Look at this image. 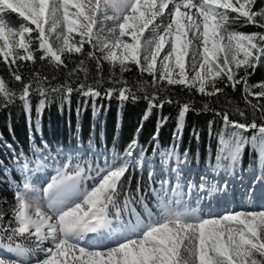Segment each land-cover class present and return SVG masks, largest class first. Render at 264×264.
Instances as JSON below:
<instances>
[{"label":"snow or ice","instance_id":"1","mask_svg":"<svg viewBox=\"0 0 264 264\" xmlns=\"http://www.w3.org/2000/svg\"><path fill=\"white\" fill-rule=\"evenodd\" d=\"M257 3L258 0H0V58L9 65L15 81L22 83L18 99L26 112L31 110L34 90L44 97L49 91L61 92L66 99L73 91L92 100L101 96L100 79L92 84L85 80L75 88L69 83L48 88L46 76L33 73L28 82H23L18 71L22 62L35 64L37 60L57 67L64 65L66 57L84 56L86 44L92 49L86 57L96 62L98 74L102 62H108L113 69L118 66L120 73L135 65L152 78V85L160 91L166 82L209 97L223 93L224 87L233 91L242 87L247 104L260 111L261 122L255 118L240 122L231 120L227 112L216 113L233 130L221 135L213 170L222 168L224 160L234 168L249 142L264 158V81L249 83L252 70L264 63V31L245 33L233 27L243 20L264 29V5L257 9ZM7 12L18 14L26 23L10 26L5 18ZM107 21L112 22V27L105 29ZM77 69L87 72L84 59ZM123 83L125 86L107 88L103 94L109 99L116 97L122 105L129 99H138L136 92ZM16 98V91L0 77V101L10 104ZM144 99L148 101L145 120L154 108L172 103L158 100L156 91ZM45 103L44 99L40 101L37 113ZM191 108V102L180 106L173 133L177 141ZM99 111L94 108V115ZM238 115L246 117L244 111ZM168 119L162 118L165 122ZM213 123L209 121V127ZM250 130L253 134L249 141L244 133ZM141 131L142 125L123 153L114 151L103 166L80 156H69L66 162L52 158L57 167L41 189L42 196L29 179L32 161L24 163L21 172L25 175L22 186L15 184L11 216L0 209V264H264V205L260 210L230 209L207 215L190 208L185 197L195 190L199 198L197 188L207 189V194L219 202L227 196L228 185L226 182L220 187L204 177L198 186L185 180L184 161L175 147L161 155L165 163L175 158L178 166L169 175L174 174L176 183L164 180L159 190L153 189L150 195L156 196L157 209L149 208L142 182L137 180L136 187H131L130 173L138 166L136 134ZM193 135L199 138L195 130ZM157 138L158 133H154L152 139ZM35 154H40L35 160L37 170L44 168L48 159L40 148L35 149ZM139 155L144 156L142 149ZM184 157L186 161L187 152ZM149 177L154 180L153 173ZM253 183L259 184L264 198V173ZM214 193L222 195L213 196ZM243 195L255 197L256 193L248 190ZM138 208L143 209V215ZM126 215L134 220H125ZM105 235L114 246L95 243Z\"/></svg>","mask_w":264,"mask_h":264},{"label":"trees","instance_id":"2","mask_svg":"<svg viewBox=\"0 0 264 264\" xmlns=\"http://www.w3.org/2000/svg\"><path fill=\"white\" fill-rule=\"evenodd\" d=\"M5 18L10 24L18 21L17 15L11 12L6 13ZM90 50H92L90 45L86 44L84 56L73 54L65 58L64 65L58 67L39 60L35 64L21 63L18 71L23 77V82H28L32 74L38 72L40 76L48 78L45 82L48 88H56L65 83L75 88L78 83L85 80L88 84L94 83L96 79L102 81L99 86L101 96L95 100L81 95L79 91H73L70 98L66 99L61 92L49 91L47 97H44L34 90L31 94L30 112L24 110L22 102L18 99L22 83L15 81L9 65L0 58V77L17 93V98L10 104L0 101V173L7 163V153L4 149L28 153L32 146L46 144L49 147L79 151L81 154L98 151L103 154L114 151L123 153L127 143L141 125L142 131L136 134L138 150L144 151L147 160H157L158 156L163 157L162 153L175 147L180 158L185 159L184 153L187 152L186 161L196 168L205 169L217 161L221 135L230 134L233 130L224 125L222 115L217 116V112L221 114L227 112L230 119L235 121L251 122L255 118L257 123L261 122L260 111L252 109L247 104L242 87L235 91L231 87H224L223 93L209 97L197 93L195 89L189 91L182 86H169L163 82V90L160 91L158 86L152 85V78L147 73H141L135 65H129L127 71L120 73L118 66L113 69L108 62H102L98 74L96 62L86 57V52ZM81 59L85 60L87 72L77 69ZM11 67L16 69L15 65ZM252 73L249 78L250 84L264 80V63L252 70ZM114 81L122 83L117 84ZM123 82L136 92L138 99H129L122 105L116 97L109 99L103 94L107 88L125 86ZM220 86L223 87L222 84ZM153 91L157 92L158 100H171L172 103L165 102L163 107L154 108L145 120L148 101L144 97L151 95ZM42 99L46 103L43 110L37 113L36 106ZM249 99L256 103L254 98ZM185 102H191L192 108L186 114V126L182 130L181 139L177 141L173 133L176 131L180 106ZM205 105L208 106L207 109ZM94 108L100 109L95 115ZM239 111H244L246 117H240ZM163 117L169 119L165 122L162 120ZM209 121L214 122L211 127ZM194 130L199 133L198 139L193 135ZM154 133H158L155 140L152 139ZM252 134L251 130L244 133L249 141ZM225 139H228V135H225ZM257 165L264 168V158L259 157L256 148L249 142L245 145L241 161L236 167L246 166L253 169ZM130 174L133 177L131 187L134 189L136 181L140 180L145 186V195L149 197L146 173L134 170ZM12 205L13 194L5 185L0 184V209L4 210L8 217L11 216Z\"/></svg>","mask_w":264,"mask_h":264},{"label":"rangeland","instance_id":"3","mask_svg":"<svg viewBox=\"0 0 264 264\" xmlns=\"http://www.w3.org/2000/svg\"><path fill=\"white\" fill-rule=\"evenodd\" d=\"M264 5V0H258V3L256 5L257 9ZM8 13V12H7ZM111 15V12L108 13ZM6 15V14H5ZM17 15V22L14 24H10V26H19L22 23H26L21 20L20 17ZM105 29L112 27V22L107 21L104 25ZM233 27L236 28L238 31H242L245 33H251L255 31H264V29H260L256 25L252 24H245L243 20H241L239 23L233 25ZM106 35L105 33H103ZM264 81V80H262ZM40 148L42 150L43 155L50 161L52 158H56L58 162L61 160L67 161V158L69 156L75 157L80 156L85 160L91 161L93 164L99 163L101 166H103V162L105 159H111L113 152H108L107 154H103L102 152L98 151L95 153H89L86 155L81 154L79 151H68L67 149H64V147H56L52 148L47 146L46 144L41 145H34L30 149L28 153H24L20 150H17V152H13L11 149H4V152L7 153V164L4 165V171L0 175V179H2V182H4L5 179L4 176L8 175L9 177H13V175H16V177H19L20 175H23L21 172V168L24 165V163L28 161H32L30 164L31 171L28 173L29 179L33 182V187L37 190L38 194L42 196L41 189L43 186L47 183V180L50 179L51 175L54 174L55 169L51 168L50 166H44V168L37 170L35 165V160L39 158L40 154H35V149ZM18 154H13V153ZM26 154V155H25ZM59 154V155H58ZM122 154V153H121ZM181 161H184L182 167L185 170V180H190L192 183L196 184L197 186L201 182V177H204L206 180L214 182L218 184L220 187H224L225 183L227 182L228 189H227V196L224 199H221L220 202H218L216 199L211 198L210 196L208 198H211V203L209 204V208L206 206L204 207L205 212L202 214L207 215L209 213H219L223 214L225 210L235 209L237 211L239 210H260L261 205H264V198H261L260 196V186L259 184H254L253 181L257 176H259L261 173H264V168L260 166H256L255 168L251 169L246 166L242 167H234L229 168V161L224 160L222 161L223 167L219 170H213V166L216 165L217 161L212 162L205 169L196 168L193 165H191L188 161H185L184 158H180ZM136 160L138 166L132 169V172L134 170L141 171L146 173V178L148 181L151 182V188L150 193H152L153 189L159 190L160 184L164 180H169L170 183L175 184L176 180L173 175H169V172L171 169L176 168L178 165L176 163L175 158H172L168 160L167 163L164 162V157L158 156L157 160H147L144 156L141 157L139 155V150H137L136 154ZM75 162V161H73ZM153 173L154 180L149 177V173ZM22 186V184H21ZM252 190L256 193V196H245L243 195L246 191ZM204 195L207 193V189H203ZM234 193V195H233ZM222 195V193H214L213 196H219ZM152 200L150 201L149 208L153 211H156L157 209V199L154 194H151ZM148 202V201H147ZM221 202H224V204H221ZM220 203V204H219ZM143 211V210H142ZM143 215V212L141 213ZM133 219L131 217L125 216V220ZM96 244H99L102 247H112L114 246V242L107 238V235L104 237H100L95 241ZM49 245H45L47 247Z\"/></svg>","mask_w":264,"mask_h":264},{"label":"bare ground","instance_id":"4","mask_svg":"<svg viewBox=\"0 0 264 264\" xmlns=\"http://www.w3.org/2000/svg\"><path fill=\"white\" fill-rule=\"evenodd\" d=\"M220 204V203H219ZM221 204H224V202H221Z\"/></svg>","mask_w":264,"mask_h":264}]
</instances>
